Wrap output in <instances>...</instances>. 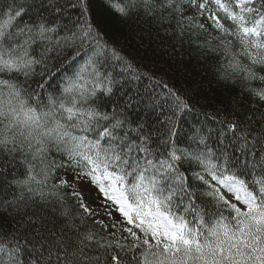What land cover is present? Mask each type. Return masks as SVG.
I'll list each match as a JSON object with an SVG mask.
<instances>
[{"label":"snow or ice","instance_id":"1","mask_svg":"<svg viewBox=\"0 0 264 264\" xmlns=\"http://www.w3.org/2000/svg\"><path fill=\"white\" fill-rule=\"evenodd\" d=\"M0 264H264V0H0Z\"/></svg>","mask_w":264,"mask_h":264},{"label":"trees","instance_id":"2","mask_svg":"<svg viewBox=\"0 0 264 264\" xmlns=\"http://www.w3.org/2000/svg\"><path fill=\"white\" fill-rule=\"evenodd\" d=\"M110 27L113 34L118 35L120 37L121 44L125 48H127L129 52H132L133 54H138L140 57H143L145 55L149 57H153L159 54L160 49L159 47H157V44L159 43L160 37H157L155 32L152 33V37H151L152 47L148 48L147 53H145L144 48L149 45V37L147 35V32L142 33L145 39L143 41L144 47H141L140 35L137 34L136 32H129L127 25L123 26L122 31H120L121 28L120 24H114L111 25ZM185 59H187V55L185 56ZM198 60H199V56L193 55L190 63L187 66L182 64L179 66L180 70L173 73L175 82L179 84L181 87L188 88L192 92H195L197 97H199V89L201 87L197 83L200 79L201 71H193V68L198 70L201 68ZM145 62L149 63L150 65V61H145ZM173 76L169 77L170 81L172 80ZM207 86H208L207 81H205L203 87L207 88ZM213 86H215L214 82H213ZM219 91L222 93V96L225 99V101H230L232 95L234 94L228 89H220Z\"/></svg>","mask_w":264,"mask_h":264}]
</instances>
